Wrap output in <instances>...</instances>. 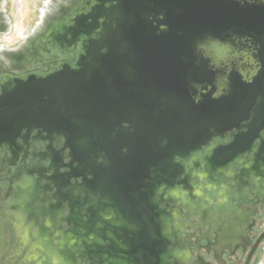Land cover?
Listing matches in <instances>:
<instances>
[{"label":"flooded vegetation","instance_id":"1","mask_svg":"<svg viewBox=\"0 0 264 264\" xmlns=\"http://www.w3.org/2000/svg\"><path fill=\"white\" fill-rule=\"evenodd\" d=\"M26 5L31 8L19 12L14 0H0V95L17 81L77 71L108 50L93 52L99 30L77 26L94 0ZM153 18V24L163 21V11L151 12ZM143 38L136 53L151 54L144 66L106 69L114 73L107 81L120 99L107 100L108 121L99 128L105 137L121 140L119 149L90 147L98 157L84 162L78 141L51 125L25 127L0 142V264H101L79 238L95 229L92 214H153L166 264H264V76L259 79L257 52L209 54L201 46L198 61L206 62L207 74L196 77L187 71V42L179 51L184 52L179 73L180 59L166 62L157 55L170 46L154 42L166 37H148L157 54ZM223 57L231 60L225 73ZM230 76L252 84V101L220 105L235 116L225 122L219 117L224 123L212 124L207 138L203 117L193 138L177 134L174 103L184 104L186 113H200L204 103L227 94ZM111 153L123 162L113 166Z\"/></svg>","mask_w":264,"mask_h":264},{"label":"water","instance_id":"2","mask_svg":"<svg viewBox=\"0 0 264 264\" xmlns=\"http://www.w3.org/2000/svg\"><path fill=\"white\" fill-rule=\"evenodd\" d=\"M94 1L95 7L80 19L77 26L80 31L99 30L97 34L101 36V41L93 52H98L99 47L104 46L108 48L107 52H98L93 62L83 64L77 71H62L47 80L17 81L11 90L3 89L0 95V142L14 139L22 128L51 125L69 134L70 141H78L80 158L84 162H95L98 157L90 147L110 151H113L112 147L119 149L121 140L111 139L108 135L105 137V129L99 128V122L108 121L106 114L110 109L107 100L120 99L118 90L107 81V77L114 73L106 69L144 66L143 60L151 54L137 55L136 48L141 36H144L145 45H151L148 50L156 54L148 37H166L154 42L170 46L160 50L157 55L166 62L170 59L175 63L180 59L182 64L175 65L179 73L184 71V52L179 51H184V43L187 42L190 46L187 49L190 54L186 57L190 62L187 71L192 76L204 77L207 74L206 62L201 64L198 61L197 52L201 46L209 54L215 51H256L255 58L261 64L259 79L264 76V0ZM107 3L110 6H106ZM162 11L164 20L153 24L154 18L149 19L150 13ZM87 19H90L89 24H84ZM158 24L161 27L155 26ZM161 51H172L174 55L169 57V54ZM219 61L220 69L225 73L231 60L223 57ZM214 73L210 72L209 76ZM251 88V83L230 76L227 94L218 99L219 102L214 100L204 103L200 113H186L184 104L174 103L176 133L193 138L200 131L201 122L198 120L203 117L207 123L201 131L206 138L209 137L212 124H222L235 116L231 110L222 109L220 105L249 104L253 99ZM177 91L175 89V93ZM148 92L153 93L154 90L150 87ZM236 92L240 95L234 98ZM205 98L208 100L210 96L206 95ZM192 106H195L194 101ZM160 115L165 113L160 111ZM219 117L224 122H218ZM108 157L113 166L123 162L122 157L114 153L108 154ZM92 222L90 227L95 229L90 230V234L87 231L80 233L84 229L81 224L78 225L77 236L81 234L79 238H83L87 253L97 258L99 263L148 264L151 259L152 264H166V260L159 255L160 224L153 220V214H92ZM31 253L37 255V249H31Z\"/></svg>","mask_w":264,"mask_h":264},{"label":"rangeland","instance_id":"3","mask_svg":"<svg viewBox=\"0 0 264 264\" xmlns=\"http://www.w3.org/2000/svg\"><path fill=\"white\" fill-rule=\"evenodd\" d=\"M26 1L27 2H31L32 0H14V5L15 8L19 11V12H24L26 5ZM28 10L31 8V6H27Z\"/></svg>","mask_w":264,"mask_h":264},{"label":"clouds","instance_id":"4","mask_svg":"<svg viewBox=\"0 0 264 264\" xmlns=\"http://www.w3.org/2000/svg\"><path fill=\"white\" fill-rule=\"evenodd\" d=\"M5 47H7V45H5Z\"/></svg>","mask_w":264,"mask_h":264}]
</instances>
